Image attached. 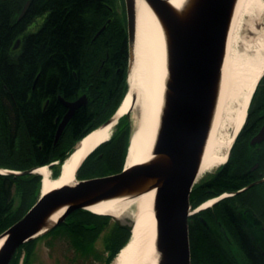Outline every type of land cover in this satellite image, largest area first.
Returning <instances> with one entry per match:
<instances>
[{
    "label": "trees",
    "instance_id": "1",
    "mask_svg": "<svg viewBox=\"0 0 264 264\" xmlns=\"http://www.w3.org/2000/svg\"><path fill=\"white\" fill-rule=\"evenodd\" d=\"M26 1L0 0V168L22 171L48 165L52 175L57 176L74 144L115 113L127 90L125 15L117 11L115 0H30L18 18ZM43 13L46 16L41 25L26 32L28 25ZM103 25L105 28L95 36ZM17 38L19 47L13 49ZM255 89L248 118L233 142L228 160L193 185L189 196L192 207L214 196L216 186L221 190H238L253 179L246 171L248 138L259 125L258 110L264 108V74ZM83 93L88 103L74 111L62 136L54 143L57 125L67 111L58 96L72 101ZM130 125L129 116L120 117L110 139L85 158L77 177L121 171ZM40 180L41 175L33 172L0 173V233L32 206L39 196ZM251 190L237 192V196H254ZM75 214L81 219L98 215L77 209L57 225L74 229L69 230L71 243L78 248L84 246L89 235L97 236L102 226L86 227L81 219L67 220ZM114 224L110 235L113 247L102 264H109L130 236L128 230ZM56 227L22 244L10 264H19L21 252L22 264H31L35 241ZM188 230L192 264H236L233 256L222 253L221 243L204 229L199 219L189 221ZM239 230L243 249L253 264H264L249 238ZM80 254L83 253L78 250L71 260H77ZM93 255L102 257L98 251Z\"/></svg>",
    "mask_w": 264,
    "mask_h": 264
},
{
    "label": "water",
    "instance_id": "2",
    "mask_svg": "<svg viewBox=\"0 0 264 264\" xmlns=\"http://www.w3.org/2000/svg\"><path fill=\"white\" fill-rule=\"evenodd\" d=\"M144 1L158 19L163 31L167 71L163 105L159 113L151 158L128 167L124 164L122 170L114 174L78 179L77 170L89 154L86 155L75 168L73 184L54 187L44 193L40 190L38 198L23 217L0 233V264H9L22 244L55 228L77 209L89 210L88 206L102 201L139 196L151 190L154 191L152 210L157 231L156 263L191 264L188 230L189 196L197 182L206 142L216 114L228 33L238 0H184L179 7L171 0ZM29 2L30 0L25 2L18 18L24 14ZM135 4L136 0H124L128 87L121 103L131 88L129 78L135 59ZM104 28L105 25L95 36ZM19 44L20 38H17L13 49L18 48ZM130 94V108L122 115H116L117 109L99 127L113 121L117 122L125 114L129 116L130 124L132 123L131 112L135 107L137 94L132 91ZM58 98L67 111L57 125L54 143L62 136L74 111L88 103V97L84 93L72 101L62 96ZM263 138L264 125L249 142L254 145ZM76 144L77 142L73 151L64 160L76 151ZM231 147L226 153L227 159ZM37 168L22 171L0 168V173L25 174L36 172ZM255 183L247 184L236 190V193L246 190ZM59 210L62 212L53 220V214ZM105 215H110L114 223L129 233L135 224L131 213Z\"/></svg>",
    "mask_w": 264,
    "mask_h": 264
},
{
    "label": "bare ground",
    "instance_id": "3",
    "mask_svg": "<svg viewBox=\"0 0 264 264\" xmlns=\"http://www.w3.org/2000/svg\"><path fill=\"white\" fill-rule=\"evenodd\" d=\"M171 1L179 7L184 0ZM235 5L222 68L219 102L197 181L206 173H212L226 161V153L245 122L250 99L264 72V33L262 32L255 39L242 40L239 31L243 16L253 12L259 14L264 0H238ZM250 29L255 30L253 24ZM135 33V59L129 84L130 92H135L137 98L131 112L132 130L125 156L126 167L147 161L152 156L167 74L163 31L158 19L144 0H136ZM130 92L126 94L116 115H122L130 108ZM114 122L104 127H97L84 135L77 142L76 151L64 160L59 175L53 176L47 165L35 169L36 172L33 173L41 175V192L44 193L65 184H73L75 168L86 155L110 139ZM153 193L154 191L151 190L139 196L119 197L87 207L97 214L131 213L134 219L135 224L130 232L128 244L115 254L110 264H157L158 253L155 242L157 231L154 210H152ZM214 201L215 199H208L199 208L204 209L212 205ZM61 212L62 210L56 211L52 219L56 220Z\"/></svg>",
    "mask_w": 264,
    "mask_h": 264
},
{
    "label": "flooded vegetation",
    "instance_id": "4",
    "mask_svg": "<svg viewBox=\"0 0 264 264\" xmlns=\"http://www.w3.org/2000/svg\"><path fill=\"white\" fill-rule=\"evenodd\" d=\"M256 117L260 122L255 128L254 133L248 138V142L264 125V108L258 110ZM248 164L249 165L247 166L246 171L248 172L249 177L253 179L247 184L257 182L253 186L246 189H252L251 191L255 193L254 196L239 197L237 196L236 190H221L219 186H216V194L204 200L215 199L214 203L208 207H204V209L199 208L204 201L194 207H192L190 203V214L188 217V224L189 221L194 222L195 218L199 219L202 222L204 229H206L213 238L218 239L219 243H221L222 253L233 256L236 264H253L252 259H250L245 249H243L239 229H241L245 236L249 238L253 249L256 250L261 259L264 261V138L259 143H255L254 145L249 142ZM217 169L214 170V172H216ZM96 215L98 216L92 217L90 215H86L81 219L75 214L67 219L68 221L81 219L83 220L81 224L86 227L95 224L102 226L97 236L89 235V237L86 238V241L83 244L84 246H78L77 248V246L72 245L69 230L74 229H70V227H66L65 225L57 226L55 230L43 236V243H45V245L49 248V254L51 255L55 253V248H57L55 247V244L57 239L61 237L67 240V245L69 247L66 251L70 250V254L72 256L78 250H81L83 254H80L79 258L88 259L90 256L95 257L93 253L98 251L97 245L95 244L101 235L100 233L104 231V229L110 224V219H112L110 216L107 219L104 218L105 215L103 214L98 213ZM101 216H103V218ZM64 221H66V219ZM115 227L116 226L113 223L109 230L105 233L106 235L103 242L105 256L101 255L102 257L100 259L95 257L96 260L100 261V264L103 263L104 259L108 256L110 249L113 247V245L110 244V235L112 229ZM119 228L121 229L123 227ZM118 230L119 229H117V232L120 231ZM38 240L39 239L35 241L32 254L30 255L31 264L34 263V252ZM112 241L115 242L116 240L113 239ZM23 254L24 252L20 253L19 264L23 261Z\"/></svg>",
    "mask_w": 264,
    "mask_h": 264
},
{
    "label": "rangeland",
    "instance_id": "5",
    "mask_svg": "<svg viewBox=\"0 0 264 264\" xmlns=\"http://www.w3.org/2000/svg\"><path fill=\"white\" fill-rule=\"evenodd\" d=\"M115 5L117 11L123 15H125V9H124V0H115ZM46 16V13H43L42 15L37 16L32 23H30L26 29V32L35 31L43 22L44 18ZM241 28L239 29L240 34L242 36V40H249V39H255L264 33V5L262 9L258 13H251L246 16H243L241 20ZM244 23V24H243ZM254 25V31L250 29L251 25ZM242 42V41H241ZM116 124V123H115ZM114 124V126H115ZM113 126V129H114ZM216 170V169H215ZM214 171V170H213ZM213 173V172H212ZM210 173H206L203 175V178L199 179L197 183L202 182L207 175ZM109 225L104 229L101 235L99 236V239L97 240L96 244L98 252H101V255L105 256V249H104V237L105 233L109 230L111 225L113 224L112 219L109 221ZM44 237L39 238L36 244V249L34 252V263L33 264H100V261L96 260L95 257L90 256L88 259L79 258L78 260H71V252L70 250L66 251L68 249L67 240L65 238H59L57 239V242L55 244L56 251L53 254H49V248L43 243ZM13 258V257H12ZM60 260V261H58ZM12 261V260H11ZM11 263V262H10ZM9 263V264H10ZM22 264V263H21Z\"/></svg>",
    "mask_w": 264,
    "mask_h": 264
}]
</instances>
